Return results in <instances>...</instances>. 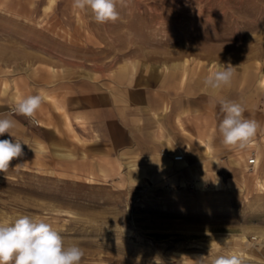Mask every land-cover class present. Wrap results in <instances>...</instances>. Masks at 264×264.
<instances>
[{"label": "rangeland", "instance_id": "obj_1", "mask_svg": "<svg viewBox=\"0 0 264 264\" xmlns=\"http://www.w3.org/2000/svg\"><path fill=\"white\" fill-rule=\"evenodd\" d=\"M116 2L119 18L98 24L73 0H0V107L12 113L41 94V115L51 106L76 144L80 130L65 122L70 113L81 127L84 89L139 85L155 72L189 79L230 63L219 98L245 101L256 136L243 150L221 141L215 152L195 150L172 170L122 158L83 176L63 158L24 154L0 172V224L44 220L82 248L80 264H212L222 255L264 264V0Z\"/></svg>", "mask_w": 264, "mask_h": 264}, {"label": "crops", "instance_id": "obj_2", "mask_svg": "<svg viewBox=\"0 0 264 264\" xmlns=\"http://www.w3.org/2000/svg\"><path fill=\"white\" fill-rule=\"evenodd\" d=\"M154 75L155 78L147 77L139 85L113 80L96 93L84 89L81 117L77 118L81 127H75L70 113L65 122L73 130H80L81 137L75 131L80 143L75 144L73 132L63 127L59 116L46 104L43 105L51 115H41V105L35 117L37 125L26 116L0 107V118L14 122L13 137L5 133L0 140H18L23 143V156L48 155L55 165L59 164L56 153L63 151L64 146V152L74 158H63L66 162L62 164L80 166L83 176L90 175L94 167L110 171L122 158L146 159L148 165L160 163V168L172 170L184 168L188 164L185 158L190 161L195 150L215 152L223 137L219 132V93L213 94L203 84L208 73L189 79L178 75L175 80L170 75L157 72ZM14 99L18 100L19 94ZM241 104L245 108V101ZM67 112H70L68 107ZM178 154L183 160L173 161V156ZM74 159L80 163L75 164Z\"/></svg>", "mask_w": 264, "mask_h": 264}, {"label": "clouds", "instance_id": "obj_3", "mask_svg": "<svg viewBox=\"0 0 264 264\" xmlns=\"http://www.w3.org/2000/svg\"><path fill=\"white\" fill-rule=\"evenodd\" d=\"M72 6L82 11L90 10L98 24L114 22L119 18L116 0H73ZM235 68L230 63L221 64L204 78L203 84L216 94L231 85ZM43 99L41 94L21 98L16 102L14 111L35 120ZM218 102L224 114L219 124L223 144L245 149L260 125L256 120L244 117L245 108L241 103L222 97ZM13 127L12 119L0 118V136L5 133L12 136ZM22 145L18 140H0V172H6L10 162L23 155ZM56 155L64 159L74 158L64 151H58ZM83 255L79 245H65L58 231L44 220L20 216L11 224H0V264H80ZM212 264H241V259L237 255H222L215 258Z\"/></svg>", "mask_w": 264, "mask_h": 264}, {"label": "built area", "instance_id": "obj_4", "mask_svg": "<svg viewBox=\"0 0 264 264\" xmlns=\"http://www.w3.org/2000/svg\"><path fill=\"white\" fill-rule=\"evenodd\" d=\"M32 121H33V123H34L35 125L38 124L36 120H32ZM172 159H173V161L179 162V161H182V160H183V156L180 155V154H178V155H174ZM256 163H257V157H256V154H255V153H251V156L247 159V164H248L249 166H255Z\"/></svg>", "mask_w": 264, "mask_h": 264}, {"label": "bare ground", "instance_id": "obj_5", "mask_svg": "<svg viewBox=\"0 0 264 264\" xmlns=\"http://www.w3.org/2000/svg\"><path fill=\"white\" fill-rule=\"evenodd\" d=\"M261 84H264V79H261L260 81ZM253 153V152H252ZM256 154V153H255Z\"/></svg>", "mask_w": 264, "mask_h": 264}]
</instances>
